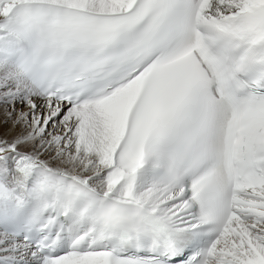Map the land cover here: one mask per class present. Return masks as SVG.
<instances>
[{
    "label": "snow or ice",
    "instance_id": "obj_1",
    "mask_svg": "<svg viewBox=\"0 0 264 264\" xmlns=\"http://www.w3.org/2000/svg\"><path fill=\"white\" fill-rule=\"evenodd\" d=\"M0 264H264V0H0Z\"/></svg>",
    "mask_w": 264,
    "mask_h": 264
}]
</instances>
